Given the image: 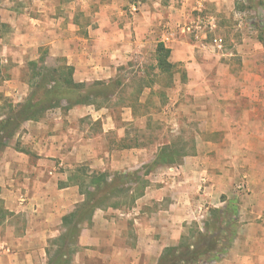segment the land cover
Masks as SVG:
<instances>
[{"label":"crops","instance_id":"crops-1","mask_svg":"<svg viewBox=\"0 0 264 264\" xmlns=\"http://www.w3.org/2000/svg\"><path fill=\"white\" fill-rule=\"evenodd\" d=\"M87 1L90 0H0V65L9 68V75L0 81L3 97H14L13 101L7 98L12 103L26 97L28 86L21 75L27 71L29 61L38 59L41 49L47 50L50 59H64L73 68V81L81 84L113 80L128 61L138 60L144 51L155 53L160 41L170 49L172 64L183 61L178 53L189 48L183 38L184 29L177 32L172 25L185 22L177 13H170L178 12L170 1L146 0L138 6L139 12L136 5L129 3L133 12L125 13L123 7L129 0H96L100 6L90 24L80 20L82 4ZM212 1L220 8L230 4L229 0ZM65 6L70 10L64 11ZM241 47L236 55L245 65L248 57L258 52ZM227 56L232 57L231 53ZM228 61L230 65L232 59ZM251 62L252 67L256 65ZM248 79L241 90L249 98L248 107L222 110L223 139L209 143L224 146L222 156L216 155L219 174L214 171L208 176L214 181L207 188L216 185L209 192L214 194L211 198L224 192L219 184L229 179L237 163L240 166L241 162H251L253 157L264 164V74L251 73ZM228 82L225 108L233 106L227 101L233 99L234 77ZM64 106L65 103L47 110L37 121L22 123L0 152V201L5 214L0 226L7 216L16 215L24 224L23 230H14L0 242V264H48V241L54 242L64 232L63 217L84 201L81 182L74 181L81 176L76 167L117 171L129 169L130 163L139 159L135 149H114L118 146L104 139L114 129L109 107L87 104L64 110ZM126 108V120L131 121L133 106L127 104ZM219 112L211 110L212 117ZM216 128L212 125L210 132L218 131ZM191 158L183 160L188 170L156 176L162 181L158 190L150 185L145 188L142 202L132 207L135 217L130 229L119 226L117 210L95 209L90 224L79 228L69 264H157L162 251L178 243L187 226L196 223L203 228L204 222L192 221L195 206L200 203L192 193L198 188L201 172L193 171L198 166ZM145 161L142 159V163ZM252 184L250 202L240 206L232 240L222 255L204 264H264V169ZM155 194L156 200L166 197L163 205H156V214L152 213L151 200Z\"/></svg>","mask_w":264,"mask_h":264},{"label":"rangeland","instance_id":"rangeland-1","mask_svg":"<svg viewBox=\"0 0 264 264\" xmlns=\"http://www.w3.org/2000/svg\"><path fill=\"white\" fill-rule=\"evenodd\" d=\"M145 1L129 0L123 7L126 10L125 13L132 11L129 8V3L136 5V11L139 12L138 6H141ZM168 1L171 2L174 10H178V12L171 11L170 13H177L178 18L185 22L184 24L180 23L178 26L177 24L172 25L177 32H180L181 28L184 29L183 38L189 48H186L185 52L180 51L178 53H181L179 56L183 58V61H175L176 64L172 68V77L154 68L155 53L150 50L144 51L143 56L141 55L138 60L128 61L121 66L117 78L122 81V84L118 87L117 95L107 105H104L109 107L114 119V129L108 131L104 139L110 145L118 146L114 149L136 150L139 159L134 163H130L129 169L124 168L117 171L133 172L140 170L139 176L142 181L139 183L132 182L129 186L134 190L143 182H146L142 195L149 185L155 187L156 190L161 187L162 181H160V178L156 179L155 177L163 172L188 170V165L183 161L184 157H193L196 159L194 166H198V169L193 171L201 173L198 175L199 178L196 183L198 188L192 193L194 194L193 199L200 201L199 205L196 204L195 206L196 213L192 221L206 222L209 217L208 210L211 208H224L228 204L235 205L237 208L236 219L239 220L240 206L250 202L249 193L253 186L252 183L254 179H258L259 174L264 169V164L257 162V159L253 157L251 162H241L240 166L237 163L235 165L236 170L230 174L229 179L219 184V186H223L224 192L220 193L217 198H211L210 196L214 197V194H209V192L210 190L214 191L216 185L208 189L214 181L212 178L210 181L208 176L210 177L211 172L214 171L219 174L216 167L219 165L217 156H222L224 146L214 147L213 145L210 146L209 143L213 141L220 143L223 139L224 131L220 129L223 126V121H221L223 117L222 110H232L233 107L237 110L238 107L244 105L248 107L249 98L247 95H242L241 90L248 84L249 74L258 73L261 76L264 74V0H229V6L224 5L223 8L216 6L212 3L216 1L212 0H201L200 5L197 4L198 0ZM99 6L96 0L83 3L80 20L84 23H92V16L94 17V13ZM63 10L69 11L70 9L65 6ZM211 17L214 18L211 19L213 21L212 26L206 22ZM197 21H204V25L199 33V38L196 39L194 34L186 31L185 28L194 25ZM215 38L222 40L223 49L221 51H217L212 47V40ZM238 46H242L241 49H245L247 46V50L254 52L256 50L258 53L254 54L253 57H248V62L242 65L238 61L239 55H236ZM228 53H231L232 57H228ZM230 58L232 63L229 65L228 60ZM45 60L46 64L50 66L62 65V62L58 59L48 58V54ZM251 61H255L256 65L252 67ZM8 69L2 67L1 76H8ZM26 70L21 75L22 80L27 77L26 74L29 70ZM188 73L190 76H188ZM231 76L234 77L233 99L227 101V103L229 102L233 106H226L225 108L224 97L230 89V82L228 81ZM2 95L3 91L0 89V97ZM6 98L12 101L15 100L14 97L10 96ZM98 101L100 102V99ZM129 103L133 105L134 109L133 120L131 121L126 120L128 117L126 105ZM3 104L4 102L0 100V106ZM211 110H220V112L212 117ZM212 125H216L218 131L210 132ZM165 145L169 146V149L173 152L171 159L174 163L153 165L152 161L156 158L159 149ZM143 154L145 155L143 156ZM144 158L147 161L142 163ZM193 158L191 159L193 160ZM226 167L224 168L229 169ZM75 169L80 171L81 176L74 181L81 182L83 188L80 190V194L83 197L82 199L86 201L89 197L85 195L87 190L85 187L89 186L92 177L99 172L111 174L115 171L110 169L96 171L86 165L78 166ZM240 184L244 185L243 189H238ZM124 188L126 187H122L120 190ZM124 195L123 191L122 193L109 195L99 204H96L99 206L96 209L117 210V217L121 220L119 226L130 229L129 224H133L135 217V210L132 207L135 208L136 204L142 202V195L137 197L130 207L126 204L127 198ZM200 196L201 199H199ZM155 198H158V196L156 194L152 195L151 200L154 202L152 213L156 214L155 210L158 208L156 205L160 203L163 205L166 197L164 195L159 197L163 198L162 200H156ZM222 202L224 204L220 205ZM115 204H118V208L112 207ZM111 215L116 217L113 214ZM86 224L87 222L84 221L82 226ZM23 229L24 224L21 217L17 215L13 218L7 216L0 226V237H2L0 242L6 240L4 237H9L8 235L12 234L14 230L20 231ZM187 231L186 229L185 234H187ZM57 244L58 241H48L46 248L51 256H54L58 247L61 246ZM72 248L73 246L71 249L63 247L61 250L67 254V259Z\"/></svg>","mask_w":264,"mask_h":264},{"label":"trees","instance_id":"trees-1","mask_svg":"<svg viewBox=\"0 0 264 264\" xmlns=\"http://www.w3.org/2000/svg\"><path fill=\"white\" fill-rule=\"evenodd\" d=\"M46 57L47 50L41 49L38 59L27 63L29 71L23 81L28 86V93L21 102L12 103L9 99L0 97V100L4 102L0 106V152L15 136L22 123L37 121L47 110L61 107L64 103V110L74 105L93 104L96 107L107 105L117 95L118 87L122 84L117 77L108 82L96 81L91 84L74 82L73 68L67 65L64 59H58L62 65L50 66L46 64ZM169 57L170 49L163 42H158L155 49L154 68L172 77L174 64L170 62ZM1 70L0 65V81L4 79L1 76ZM129 105L132 104L129 103ZM172 155L173 152L169 146H162L152 164L156 166L172 164L174 163L171 159ZM140 173V170L114 171L111 174L99 172L93 176L89 186L85 187L88 201L84 199L76 211L63 217L64 232L55 240L58 241L57 245L61 246L58 247L55 255L51 256L48 264H69L70 256L67 259V254L61 251L62 248L74 247L79 228L84 221L90 224L94 210L99 207L96 204L103 199L123 191L127 198L126 204L129 207L133 205L146 186V182L134 190L129 186L132 182L142 181ZM122 187L126 188L120 190ZM1 205L0 201V218L4 219L5 214ZM112 207L118 208V204ZM236 215L235 205L228 204L223 209L211 208L203 228L200 229L196 223L187 226L188 235L182 234L177 244L166 247L159 256L157 264H204L216 259L232 240ZM73 251L74 248L69 251V255Z\"/></svg>","mask_w":264,"mask_h":264},{"label":"built area","instance_id":"built-area-1","mask_svg":"<svg viewBox=\"0 0 264 264\" xmlns=\"http://www.w3.org/2000/svg\"><path fill=\"white\" fill-rule=\"evenodd\" d=\"M209 19L207 20L206 22L209 24V25H213V21ZM203 25H204V21H197L195 22L194 25L192 26H187L185 29L186 31L188 32H192L194 34V38H199V33L201 32L202 28H203ZM212 47L214 49H216L217 51H221L223 49V43H222V40L221 39H213L212 40ZM244 188V185L243 184H240L238 186V189H243Z\"/></svg>","mask_w":264,"mask_h":264}]
</instances>
